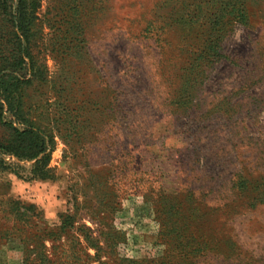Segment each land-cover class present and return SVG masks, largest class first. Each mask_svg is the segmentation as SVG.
Returning a JSON list of instances; mask_svg holds the SVG:
<instances>
[{
  "label": "rangeland",
  "instance_id": "1",
  "mask_svg": "<svg viewBox=\"0 0 264 264\" xmlns=\"http://www.w3.org/2000/svg\"><path fill=\"white\" fill-rule=\"evenodd\" d=\"M5 6L0 264H264V0Z\"/></svg>",
  "mask_w": 264,
  "mask_h": 264
},
{
  "label": "trees",
  "instance_id": "2",
  "mask_svg": "<svg viewBox=\"0 0 264 264\" xmlns=\"http://www.w3.org/2000/svg\"><path fill=\"white\" fill-rule=\"evenodd\" d=\"M4 2L5 0H2V2H0V8L3 10V12H4V9L6 8V6L4 7ZM6 76L8 75L4 74V89H3V92L0 94L4 96V106L6 110L12 115L18 116L19 109H18V105L16 104V100H15L16 96L14 93L16 81H14L13 83L12 82L10 83L8 82V80L5 79ZM2 87H3V83L0 81V90ZM23 133H25V131ZM32 135L34 136V133H32ZM30 146H32V148L30 149L31 153L28 155H25V157L28 158L29 160L36 159L37 157H39L41 154H43L46 151L45 142L43 140L36 141V139L33 138V140L30 143ZM12 154H14L15 156H20V155H17V153L12 152ZM45 159H46L45 157H42L36 160V163L33 167V173L39 176L40 178H44V176H46L45 171L43 170L37 171L38 166L42 165Z\"/></svg>",
  "mask_w": 264,
  "mask_h": 264
}]
</instances>
